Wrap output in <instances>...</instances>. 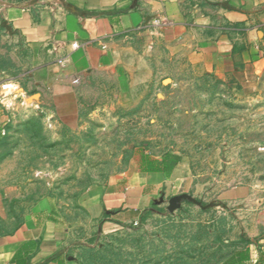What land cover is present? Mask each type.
<instances>
[{"label":"rangeland","instance_id":"obj_1","mask_svg":"<svg viewBox=\"0 0 264 264\" xmlns=\"http://www.w3.org/2000/svg\"><path fill=\"white\" fill-rule=\"evenodd\" d=\"M22 57L0 19V233L46 197L82 264H221L247 232L264 237V84L202 74L157 45L136 101L58 118L20 100ZM165 153L186 167L178 206L162 197L102 233L88 193Z\"/></svg>","mask_w":264,"mask_h":264},{"label":"crops","instance_id":"obj_2","mask_svg":"<svg viewBox=\"0 0 264 264\" xmlns=\"http://www.w3.org/2000/svg\"><path fill=\"white\" fill-rule=\"evenodd\" d=\"M0 19L22 45L20 100L58 118L136 101L157 45L202 74L264 84V0H0ZM6 119L0 108V136ZM185 178L182 158L169 175L138 161L93 188L85 206L102 233L117 230L177 194ZM249 249L251 264H264V237ZM18 262L80 264L71 230L46 197L0 233V264Z\"/></svg>","mask_w":264,"mask_h":264},{"label":"trees","instance_id":"obj_3","mask_svg":"<svg viewBox=\"0 0 264 264\" xmlns=\"http://www.w3.org/2000/svg\"><path fill=\"white\" fill-rule=\"evenodd\" d=\"M144 158L145 160L143 159L141 164V168L143 170L160 171L165 175H169L181 157L175 153H165L161 159H151L146 158V156H144ZM143 219L144 215L141 217V220ZM254 241H257V238L254 240L249 238L241 239L238 243H236V246L231 254L221 264H251L249 245ZM19 254L20 252L15 255V259L19 258ZM77 259L79 260V263L82 264L79 256H77ZM18 264H20V262H18Z\"/></svg>","mask_w":264,"mask_h":264},{"label":"water","instance_id":"obj_4","mask_svg":"<svg viewBox=\"0 0 264 264\" xmlns=\"http://www.w3.org/2000/svg\"><path fill=\"white\" fill-rule=\"evenodd\" d=\"M184 196H185L184 194H178V195H174V196L170 197L168 200L169 205H168L167 209L169 211H172L173 209H175L178 206L177 202Z\"/></svg>","mask_w":264,"mask_h":264}]
</instances>
